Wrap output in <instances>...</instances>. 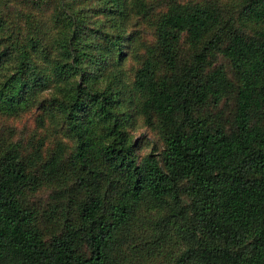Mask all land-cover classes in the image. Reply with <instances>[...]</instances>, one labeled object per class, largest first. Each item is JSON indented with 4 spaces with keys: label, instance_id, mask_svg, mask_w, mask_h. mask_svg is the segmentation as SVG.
Wrapping results in <instances>:
<instances>
[{
    "label": "trees",
    "instance_id": "trees-1",
    "mask_svg": "<svg viewBox=\"0 0 264 264\" xmlns=\"http://www.w3.org/2000/svg\"><path fill=\"white\" fill-rule=\"evenodd\" d=\"M0 264H264V0H0Z\"/></svg>",
    "mask_w": 264,
    "mask_h": 264
},
{
    "label": "rangeland",
    "instance_id": "rangeland-1",
    "mask_svg": "<svg viewBox=\"0 0 264 264\" xmlns=\"http://www.w3.org/2000/svg\"><path fill=\"white\" fill-rule=\"evenodd\" d=\"M143 130L139 131V133H142Z\"/></svg>",
    "mask_w": 264,
    "mask_h": 264
}]
</instances>
